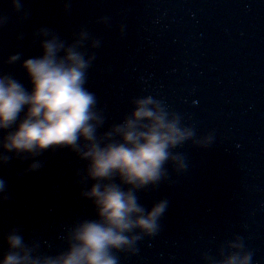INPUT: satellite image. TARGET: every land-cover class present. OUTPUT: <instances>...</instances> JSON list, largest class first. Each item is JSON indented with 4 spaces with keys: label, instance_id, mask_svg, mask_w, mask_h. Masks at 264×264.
Returning <instances> with one entry per match:
<instances>
[{
    "label": "water",
    "instance_id": "water-1",
    "mask_svg": "<svg viewBox=\"0 0 264 264\" xmlns=\"http://www.w3.org/2000/svg\"><path fill=\"white\" fill-rule=\"evenodd\" d=\"M23 4L27 20L0 0L9 17L0 30V73L27 87L20 65L7 60L39 54L33 31L47 26L70 40L85 26L102 40L87 83L104 110L101 133L122 120L134 98L153 95L197 138L215 137L207 149L191 142L178 148L187 171L178 175L169 166L170 182L138 194L145 207L167 198L169 208L159 235L141 241L138 254L121 264H203L202 254L216 255L234 236L252 251L253 264H264V0H72L69 15L64 0ZM104 16L108 27L97 23ZM38 159L37 172L26 171L31 160L0 167L9 197L0 202V254L9 227L37 236L42 252L56 254L66 247L59 235L67 226L95 218L80 196L76 172L85 164L76 154L57 148Z\"/></svg>",
    "mask_w": 264,
    "mask_h": 264
},
{
    "label": "clouds",
    "instance_id": "clouds-1",
    "mask_svg": "<svg viewBox=\"0 0 264 264\" xmlns=\"http://www.w3.org/2000/svg\"><path fill=\"white\" fill-rule=\"evenodd\" d=\"M9 2L19 19H28L23 0ZM71 9L72 0H64V13ZM8 23V15L0 13V30ZM97 23L108 27L111 20L104 16ZM32 41L38 44V55L25 58L17 52L7 60L20 65L28 86L0 73V167L13 158L31 160L26 171L37 172L44 152L71 150L85 164L76 172L77 183L95 218L67 226L59 235L66 247L56 254L42 252L37 236L26 238L21 228L9 227L0 264H121V257L138 254L141 241L159 235L169 208L167 198L145 207L138 194L170 182L169 166L178 175L187 171V158L178 148L191 142L207 149L215 137L197 138L180 114L153 95L134 98L122 120L101 133L104 110L87 83L102 40L85 26L73 31L70 40L41 26L33 31ZM8 198L6 181L0 178V202ZM201 259L203 264H253V253L234 236L216 255L204 253Z\"/></svg>",
    "mask_w": 264,
    "mask_h": 264
}]
</instances>
